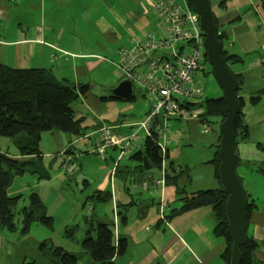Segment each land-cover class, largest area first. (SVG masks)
Returning <instances> with one entry per match:
<instances>
[{"label": "crops", "instance_id": "1", "mask_svg": "<svg viewBox=\"0 0 264 264\" xmlns=\"http://www.w3.org/2000/svg\"><path fill=\"white\" fill-rule=\"evenodd\" d=\"M150 1L0 0V25L2 23L13 24L16 21L14 24H16L17 31H19L17 35L12 36L14 41H11L8 37L9 31L5 32L9 42L0 40V54L2 53L3 58L0 64L21 69L50 68L56 77L67 79L74 84H81L79 83L80 79L94 69L98 71H103L106 68H110V71L117 70L115 65L118 61V49L130 48L132 42L137 41L134 39L137 35L131 31L129 25L140 29L148 25L150 19L147 13L151 11ZM223 1L224 5L219 6ZM225 1L227 0H218V8H223ZM232 4L238 6L232 8L229 12L224 11V14L216 17V21L218 29L225 34L222 38V41L225 42V45L222 43V49L229 55L241 59V63H237L238 65L235 66L237 70L231 72L241 76L243 80L237 96L245 100L241 113L248 129L250 149H254L253 152H249L248 149L244 150L243 164H245L246 170H256L255 172L264 175L261 167L264 164V152L257 147V144L264 143V95L255 105L248 104V98L252 93L264 90V0H234ZM241 9L244 10L243 13L240 12ZM246 12H250V16L244 17L243 15ZM19 18L22 21H19ZM25 21H28V24L23 30ZM0 30H2L1 27ZM31 33L35 36L31 37ZM52 54H55L53 61L50 57ZM27 56H29V60L26 62L30 64L29 67H21V62L26 64L21 61V58ZM68 56L73 58L66 60L65 57ZM113 58H117L116 62ZM105 64L108 66L105 67ZM248 64L253 67V70L246 69ZM66 75L68 77H65ZM102 103L111 104V101ZM75 104V106L71 105L74 119H81V126L87 128L82 135L94 132L101 123L112 126L121 125L123 131H126L124 128L128 125H133L131 123L127 124L125 116L119 113H113L115 116L110 119L106 116L96 117L93 114L89 115L81 100ZM254 113L258 116L257 118L253 116ZM250 115L253 123L262 124L253 135L249 134L250 124L247 117ZM196 121L198 123V120ZM80 136L76 137L74 141L68 142L71 146L69 148L76 151L80 150L74 148V145L78 144L86 149L84 141L78 140ZM248 139L239 143L245 146ZM171 145L170 143V148ZM169 147V156L160 167L161 177L167 170V164L173 162L170 159L172 149ZM109 151H113V149H109ZM255 155L256 157H253ZM12 157L18 158V155ZM109 157L112 160V156L109 155ZM214 159H211L209 164L213 170L212 177L218 183L215 177L214 165L211 163ZM116 162H113V168L109 174L110 191H106L108 185L106 187L104 182L91 195L96 192L109 194V198L113 202L111 218L117 227V231L114 232L115 238H125L127 248L130 243L137 247L143 245H147V247L137 250L129 259H126L127 255L124 253L107 264L118 262L120 264H174L177 263L181 253L185 250L188 251L187 253L189 251L193 252L190 255L191 258L188 264H208L209 262L225 264L222 258L226 247L224 240L212 236L209 225L201 222L204 215L211 214V208L203 207L178 213L181 203H176L178 199L172 186L165 185V181L160 183L161 178L155 180L152 174L146 175L147 171L141 170H138L140 172L138 175H132L129 181L127 177L130 175V168L120 167L119 164L116 166ZM238 163H240V157ZM172 171L173 177L180 174L177 182L181 191H184L185 194L207 190L205 188L216 189L218 187H215L214 180L209 178L210 180L207 181L206 185H202L197 181L196 188L191 191V184L189 188L186 187L189 178L183 176L187 172V167L183 171L181 166L176 167L173 164ZM117 176L122 178V185L120 182L115 185L112 184ZM262 181L264 182V179ZM157 193L160 196L158 202L154 198ZM89 197H86V201ZM251 198L250 200L253 201L254 205L248 219L246 235L259 244L254 252V257L259 263L264 264V193L260 197L251 196ZM259 198H261L260 201H258ZM129 205L130 207H128ZM120 213L125 215V220L121 221V228H119L118 222V219H121ZM92 215L95 221L107 224L112 222L107 215L99 212ZM153 223L155 228L147 230L149 236L157 234L154 240L155 243L152 244L148 240L145 241L143 233L146 231L144 226ZM213 224L215 226V218ZM202 227L209 228L210 232L208 230L205 232ZM165 228L169 229L167 238L164 234ZM6 251L7 257L3 253ZM4 258L6 259L4 260ZM19 259L21 264H25L27 255L24 254L23 256V252L14 254L10 247L5 251L0 248V264H3V262L5 264H17ZM35 260V256L31 257L29 263L34 264ZM45 261L47 260L45 259ZM77 264L89 263L86 257H83V259H79Z\"/></svg>", "mask_w": 264, "mask_h": 264}, {"label": "rangeland", "instance_id": "2", "mask_svg": "<svg viewBox=\"0 0 264 264\" xmlns=\"http://www.w3.org/2000/svg\"><path fill=\"white\" fill-rule=\"evenodd\" d=\"M176 1L179 2V0ZM232 1H225V6L223 8H218V0H210V8L214 16L219 17L225 13L224 11L229 12L232 8L237 7L238 5L232 4ZM240 12L243 13L244 10L241 9ZM249 14L250 12H246L243 16H250ZM147 15L150 19L149 23L142 29L129 25L131 31L137 35L134 38L136 40H139V38H142L144 35H152L155 37H159L161 35V31L158 28V20H156V17L153 15L152 11H148ZM19 21H22L21 18H19ZM14 23H16V21H14ZM14 23H2L0 25L2 29L0 30V40L9 42L5 33L6 31H9L10 34H8V37L11 41H14L12 36L17 35L19 32L17 31V26ZM27 24L28 21H25L23 30ZM30 36L34 37L35 35L31 33ZM97 36L99 37L100 35L98 34ZM222 43L225 45L224 41H222ZM26 55L27 54L25 53V56ZM65 58L68 60L73 57L68 56ZM2 59L1 53L0 61H3ZM116 59L113 58L115 62ZM28 60L29 56L22 57L21 61H24L26 64L21 62L20 66L29 67L30 64L26 62ZM237 65V63L230 64V71L233 72L237 70L235 67ZM107 66L108 65L105 64V67ZM246 69L253 70V67L248 64ZM65 77H68V75ZM57 78L61 79V77ZM196 78L202 83L203 96L200 99L192 100L193 103H198L200 101H204L205 99H216L221 97L222 93L213 78L211 67L208 63H206L204 71L202 73H198ZM120 79L119 71L115 69L113 71H110V68H106L103 71L94 69L88 72L83 76V78L80 79L79 83L90 84L89 86L91 89L86 95L80 97L72 105L75 106V103H78V101L81 100L82 105L88 110L89 115L93 114L96 117L106 116L108 119H110L115 116L113 113H119L125 116L127 124L139 123L144 119V115H146L150 110L152 102L151 96L149 94L145 95L140 93V96L137 97L133 102L111 101V104L99 102L92 96V89L99 90L100 88L105 89L114 87ZM193 109L196 110L195 107H193ZM253 116L255 118L258 117L256 113H254ZM89 118H91V116H89ZM247 119L248 123L250 124L249 134L253 135V133H255V131L260 128V126H262V124L257 122L253 123L251 115L248 116ZM195 121L196 119L193 118L172 121V145L171 148L169 147L172 149L170 159L173 160L174 166H181L183 171H185L187 167L186 174H182L183 176L189 178L186 187L189 188V185L191 184V191L196 188L195 184L197 181L202 185H206L207 181L210 180L209 178L214 180L212 177L213 170L209 164V161L215 157L217 158L216 147H218L220 125L219 121H213L211 124L207 125L210 128L209 131L207 133H203L202 125L196 123L197 121ZM124 129H127V127ZM89 133L90 132L87 134ZM123 134H127V131H123ZM83 136L84 135H81L78 140L80 141ZM75 139V136H71L60 131L42 133L40 136L39 148L43 155L42 165L48 175L47 178H39L40 176L37 174L26 172L22 176L14 177L11 186L8 189V194L11 197L18 198L15 204H13L10 208L14 229L12 232H9L7 228L0 229V248L4 249L5 251L10 247L14 254H20L23 252V256L24 254L27 255V261L25 264H30L29 262H31V257L34 256L36 257L34 264H44L48 262L45 261V259H43L38 253V247L43 242H46L48 245H52L53 247L63 248L67 251H70L72 254L80 256L83 253V250L80 246V241L83 239L87 227L85 219L90 218L92 214L99 212L101 214L107 215L110 221H112L111 227L113 232L117 231L116 223L111 218L113 209V202L111 198H108L103 202L93 203L91 200L86 201V197L91 196V194L96 191V189L100 188L99 185L103 184L104 182L106 187L108 185L106 191H110L111 183L109 182V174L113 168V162L110 160L109 155L112 156V159H118V164L120 167L130 168L131 172L127 177L129 181L131 180L132 175L136 176L140 173L138 169L135 168L136 163L127 158L129 156H122V154H119V151L118 153L117 151H108L107 154L102 156L93 152L89 153L85 148L78 144H75L74 148L76 147L80 150L76 151L72 148H69L70 144H68V142L74 141ZM249 142L250 139H248V142L245 143V146H242L237 139L236 144L237 149H239L240 152V163H238L236 167V172L237 175L240 176L238 177L241 178V184L245 194L247 195V198L250 196V199H252L251 196L260 197L264 193V182L262 181L264 179V175H260L259 173L255 172L256 170H246L244 167V150L248 149L249 152L254 151L253 148L250 149ZM213 145L216 147L214 148ZM67 150L71 152L74 151L77 154L72 155L70 152H66ZM0 151L6 152L10 156L17 154L16 149L12 144L11 138L3 136H0ZM253 157H256V155ZM27 159L28 158H25V160ZM261 167L264 172V164ZM160 172V168H152L146 172V175L152 174L156 180L161 178L162 172ZM121 180L122 178L117 176L112 181V184L115 185L120 182L122 185ZM213 182L215 187H220L219 182L216 183L215 180ZM32 192L38 194L42 204L44 205L46 214L52 217V227L49 228L38 223H31L28 230L23 234L21 224L22 215L20 214V211L22 207L29 205V195ZM159 197L160 196L158 193L156 196H154L157 202L159 201ZM260 199L261 198H259L258 201H260ZM176 203H179V201H176ZM118 222L119 228H121V219H118ZM201 222L202 224L205 223V225H209V228L212 230V236H214V215L212 211L211 214L207 216L204 215ZM74 226H76L74 238L70 239L66 236V232H68L69 229H72ZM144 228H146V231L143 233L145 241L148 240L152 244L155 243L154 240L156 239L157 234L149 236L147 232V230L155 228V224H147L144 226ZM209 228L202 227L205 232L207 230L210 232ZM168 231L169 229L165 228L164 234L166 238L168 237ZM219 239L223 240L222 238ZM146 247L147 245L137 247L130 243L125 252V255H127L126 259H129L131 255H134L137 250H142ZM187 252V250L183 251L177 263L174 264H188V261L191 258L190 255H192L193 252ZM3 253L4 256L7 257V251ZM19 258L21 259V257ZM5 259L6 258H4V260ZM20 259L17 261V264H21ZM81 259H83V256ZM3 264L5 263L3 262ZM116 264L120 263L118 262ZM208 264H216V262H209Z\"/></svg>", "mask_w": 264, "mask_h": 264}, {"label": "trees", "instance_id": "3", "mask_svg": "<svg viewBox=\"0 0 264 264\" xmlns=\"http://www.w3.org/2000/svg\"><path fill=\"white\" fill-rule=\"evenodd\" d=\"M176 1V0H174ZM180 1V0H179ZM210 2V0H209ZM224 1L221 5L223 6ZM211 9V8H210ZM212 12V11H211ZM214 15V14H213ZM217 25L216 17L214 16ZM218 40L222 43L224 32L218 29ZM51 60L55 59L52 54ZM222 58L226 67L233 63H241V59L234 55H229L222 49ZM207 63V62H206ZM205 63V65H206ZM230 70V69H229ZM204 69L201 71V73ZM234 75L237 93L243 83L241 76ZM90 84H74L67 79L57 78L52 69L48 68H10L7 65L0 64V136L11 138L18 158H14L6 152L0 151V228H7L12 232V214L10 208L15 204L18 198L8 195V189L11 186L14 177L22 176L28 172L37 174L39 178H47V173L42 165V153L39 148L40 136L44 132L60 131L71 136H80L85 133L87 128L81 126L82 120H75L71 105L80 97L86 95L90 90ZM236 93V94H237ZM264 90H258L252 93L248 98V104L253 106L258 103ZM140 96V95H139ZM100 102L113 101L110 99L99 100ZM135 101L133 99L131 102ZM240 110L234 124L235 143L245 142L248 139V129L243 121L241 110L245 103L242 98L238 99ZM196 108L202 109L198 123L202 125L211 124L213 121L221 123L225 116V104L221 97L216 99H205L196 103ZM237 146V144H236ZM71 147V146H69ZM260 151L264 152V143L257 144ZM218 149V147L216 148ZM69 150V149H68ZM70 152L76 155V152ZM75 150V149H74ZM106 150L102 155L107 154ZM118 153L113 149L112 152ZM169 153L166 154V157ZM118 157V154H117ZM24 158V159H23ZM25 158H28L25 160ZM130 160L136 163V168L141 171H148L152 168H160L162 164V155L157 147V138L150 135L145 138L141 146L129 155ZM112 162H116L112 159ZM239 162V158H238ZM215 168V177L218 175V159L211 161ZM238 165V164H237ZM173 162L167 164V170L164 173L165 185H170L175 189V195L181 203L178 213H184L203 207L211 208L215 218L213 235L222 238L226 244L222 258L225 264H229L231 240L227 234V220L225 215V202L227 193L220 187L216 189L199 190L189 194L181 191L177 182L178 176L173 177ZM239 178V177H238ZM240 182L241 179L239 178ZM243 187V186H242ZM246 199V225L250 213L253 209V201L245 194ZM109 198L108 193L96 192L88 200L94 202H103ZM130 207V205L128 206ZM22 233L24 234L31 223H38L45 227H52V217L45 212L37 193L32 192L29 195V205L22 207ZM121 221L125 220V215L120 213ZM87 224L85 235L80 241L83 257H86L89 264H107L116 257L122 256L127 249L126 239L123 237L115 238L112 224L95 221L93 215L85 219ZM76 226L66 232L70 239L74 238ZM259 244L246 235V244L240 247V264H261L255 257L254 252ZM39 255L51 264H77L82 256L72 254L60 247H53L43 242L38 247Z\"/></svg>", "mask_w": 264, "mask_h": 264}, {"label": "built area", "instance_id": "4", "mask_svg": "<svg viewBox=\"0 0 264 264\" xmlns=\"http://www.w3.org/2000/svg\"><path fill=\"white\" fill-rule=\"evenodd\" d=\"M149 7L161 35H144L130 48H119L115 66L120 78L129 79L139 93L151 96L150 110L139 123L127 126V134H123L121 125L101 123L81 140L89 153L103 155L106 150L117 149L122 156H129L145 138L155 135L163 165L171 143V122L198 120L202 114L192 100L203 96V86L196 75L207 60L198 16L186 0H155L149 2ZM202 127L203 133L210 129L206 123ZM159 182H164V174Z\"/></svg>", "mask_w": 264, "mask_h": 264}, {"label": "water", "instance_id": "5", "mask_svg": "<svg viewBox=\"0 0 264 264\" xmlns=\"http://www.w3.org/2000/svg\"><path fill=\"white\" fill-rule=\"evenodd\" d=\"M186 1L198 16V27L203 35L206 60L211 67L213 78L222 93L221 98L225 104L226 116L219 125L218 182L220 188L227 193L225 202L226 231L231 240L229 264H240L239 249L246 244L245 209L247 202L236 173L239 154L235 143L234 124L240 110L239 97L236 94L237 85L234 75L226 67L222 58V43L218 40V26L215 24L209 0ZM91 92L97 100L110 99L121 102H131L140 95L127 78H121L114 87L92 89Z\"/></svg>", "mask_w": 264, "mask_h": 264}, {"label": "flooded vegetation", "instance_id": "6", "mask_svg": "<svg viewBox=\"0 0 264 264\" xmlns=\"http://www.w3.org/2000/svg\"><path fill=\"white\" fill-rule=\"evenodd\" d=\"M140 94V93H139Z\"/></svg>", "mask_w": 264, "mask_h": 264}]
</instances>
